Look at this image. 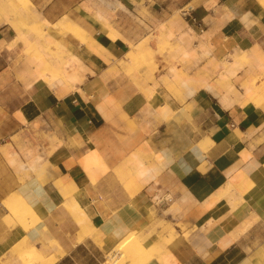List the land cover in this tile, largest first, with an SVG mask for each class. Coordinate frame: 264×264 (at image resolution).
I'll use <instances>...</instances> for the list:
<instances>
[{
    "label": "crops",
    "instance_id": "crops-1",
    "mask_svg": "<svg viewBox=\"0 0 264 264\" xmlns=\"http://www.w3.org/2000/svg\"><path fill=\"white\" fill-rule=\"evenodd\" d=\"M146 2L151 18L141 20L139 6L134 10L137 22L117 24L114 33L74 7L78 17L73 20L99 48L66 34L68 50L87 69L76 90L52 87L43 79L26 87L11 78L7 52L0 51V141L27 134V143L40 147L34 170L19 155L29 177L6 186L2 200L18 191L32 204L42 219L33 232H49L64 251L52 264H67L79 253L89 257L81 264H103L105 250L131 231L149 229L156 219L170 221L173 229L157 227L147 242L170 235L167 248L180 264H264V67H258L261 56L264 65V9L259 0ZM178 8L190 15L181 23L188 47L173 65L188 78L181 98L161 83L156 89L152 82L144 83L153 77L145 64L137 76L118 63L125 61L130 43L153 30L154 22L170 20ZM62 17L46 18L56 23ZM245 52L240 66L247 59L249 65L237 70L238 80H226L231 69L219 80L224 61L233 68L230 56L238 53V63ZM251 85L257 101L243 98ZM94 151L107 166L95 180L84 165ZM135 153L147 156V168H157V174L137 178L134 183L145 185L129 194L117 172L135 166ZM0 157L11 167L1 151ZM227 187L233 190L228 195ZM72 197L96 228L80 243V226L66 206ZM16 235L26 232L21 227L9 232L0 223L1 242ZM34 245L42 252L41 242Z\"/></svg>",
    "mask_w": 264,
    "mask_h": 264
},
{
    "label": "rangeland",
    "instance_id": "rangeland-1",
    "mask_svg": "<svg viewBox=\"0 0 264 264\" xmlns=\"http://www.w3.org/2000/svg\"><path fill=\"white\" fill-rule=\"evenodd\" d=\"M131 1L133 4L127 3L126 0H31L32 4L29 5L30 15H28L29 17H27L18 10L16 0H0V51L7 52V59L9 61V67L7 72L9 73L11 78L14 77L16 80L22 81L23 84L26 87H28L34 81L38 80L35 78L34 69L33 71H31L32 68H30V66L33 64H31L28 67L29 65L28 61L30 60L31 57L45 56L47 59L51 57L53 59L54 58L70 59V54L72 53L69 50H67L68 48L65 43L66 34H59L56 31V29L53 26H51L52 24H54L53 21L50 22L47 18L54 20L63 16V17L76 19L78 17V14L74 11V7H76V11L83 12L84 9V11H86L91 15V18L94 21L99 23L101 26L108 28L111 32H115L114 26L117 24H135L137 22V18L135 17L134 10H136L137 7L139 6L141 7V10L138 16L141 17V20H145L146 17H150V14L147 12V9L145 8V5H147L148 3V2L145 3V1L148 0H138L139 3H137L136 0H131ZM175 1L180 4L183 3V0H175ZM259 2L262 8L264 9V0H259ZM130 5H134L135 7L133 8ZM183 11L180 10L179 8L176 9L173 17L167 22H163L162 24L160 22H154L153 30H149L148 32H145L143 37L139 38L138 41L132 42V43H138L143 40L147 41L148 45L150 46L149 48L150 51L148 55H144L139 60L135 61V57H130L129 55L131 51L129 45V50L125 53V61L120 60L118 62L120 65L126 66L125 69L127 70V73L129 75L137 74V76L140 70L139 69L140 66L142 64H145L148 67L149 71L153 74L152 75L153 77L149 81H147L146 79H142V81L146 84L148 82H152L153 87L155 89L158 88L161 83L170 94H172L177 98L183 97V92L181 91H183V88L187 85V81H188V78L179 76L177 74V71L173 68L177 56L180 53L184 52V50L188 47V44H184L186 43L185 38H183L185 34L183 31H181L182 28L181 23H184L183 18H185V16L183 15ZM99 12H102L104 14L103 18L99 16L98 14ZM5 19L10 20L9 25L6 24L7 22H5ZM44 19H47L51 23V25L47 27L44 24ZM149 22H151V20H149ZM139 23L143 24L146 27V25L142 21L141 22L139 21ZM19 33H22L24 36L28 38L29 40L28 44L24 43L23 40L18 39ZM46 33L52 36V40H55L53 43L49 45L45 44L44 42V35ZM4 38L6 39V41L3 40ZM32 39H34V42ZM35 39H37L40 43L38 41L35 42ZM160 39L162 40V42L158 43L157 41L158 40L160 41ZM62 45H64L65 48L67 49L66 50L63 49L64 47ZM236 55H238V53L230 57L234 59ZM239 58H240L239 62L237 64L232 65L233 68H231V65H229L227 60L224 61L221 71L217 73L219 76V80H221V78L223 77L222 74L227 73V71L230 69L232 70V73L229 76H227L226 80L229 81L230 83L231 80L233 79H235L236 81L238 80L236 75L237 70L243 68V65L244 66L249 65V60L247 59L245 63L242 66H240L241 60L247 58V56L241 54L239 55ZM1 64L2 63L0 60V65ZM68 64H70V62ZM61 66L65 73L71 72L69 66L67 65H61ZM165 70H166V74L162 76ZM31 72H33L32 73L33 75H29L31 74ZM44 81L47 82L46 80ZM57 86L60 87V85ZM76 88L77 86L69 87L67 89L76 90ZM40 127H41L40 123H36L34 125L35 129H39ZM39 136H42V139H44L45 137H48L49 134H40ZM21 139H22L21 135H17L14 136L13 138H10L9 140L5 139L6 141H0V151L4 154L6 160L12 167V168L9 167L7 163L3 161V159L0 157V223L4 222L6 224V227L9 229V232L13 231V233H15L18 230V228H20L21 224L18 223L13 216L8 215V211L5 209L3 205L2 198L7 193L5 187L8 185L15 186L18 183H24L26 179L29 177L28 169L24 170L22 168L23 164L20 161L19 155H21L22 158L26 160V164L31 170H34V168L31 167V165L34 166L35 161L40 159L38 158L39 157L38 151L40 147L39 146L34 147L31 144H28L27 134L24 137L25 140L22 139L23 140L22 141ZM2 144H5V146L1 147ZM15 145H16L15 147L16 150L14 149ZM134 157H135L134 160L135 166L133 168L131 167L126 168V170H123V172H121L124 174L117 172L118 179L121 181L123 187L129 194L135 191L137 189V186L139 185L143 186V184L145 183L142 182L137 185L136 182L134 183V181H132V178L135 180L138 178L135 171L139 167V161H142L144 163L143 166L145 167L146 166L145 161L149 160L147 156L140 157V154H136V153ZM32 161H34V163H32ZM125 173L126 174L129 173V174L125 175ZM155 181L157 182L158 180L156 179ZM129 182L130 184H127ZM132 183H134V185H132ZM11 191L12 189H10L9 192ZM12 193L17 195L21 194L18 191H13ZM19 216L20 218L25 219L26 223L32 224L33 229L38 227L39 224L42 223L41 218H39L34 222V218H35L34 212H31L27 209L22 210L21 208ZM6 221H8L12 225L10 224L8 225ZM165 226L166 227L169 226L170 230L172 231L173 228L172 225L170 224V221L167 222L164 220L156 219L149 229L143 230L141 232L131 231V233H134L132 237L138 239L146 246H149L151 245L147 242L149 234L154 232L155 228L165 227ZM24 232H26V236L19 237L18 235H16L14 238L10 239L9 242L5 241L4 243L2 241L3 242L2 243L1 242L2 239H0V260L7 258L8 260L12 259V261L15 262L16 260L22 258L21 256H24V251L27 250V246L32 244L31 242H29V238H28L29 232L27 230H24ZM160 237L162 239L160 241H163L166 244L165 247L167 248V245L169 241L172 240V237H170L169 235L168 238L165 237L163 238L162 234L160 235ZM34 250L38 251L36 245H34ZM109 250L104 251L103 261H106V254L108 253ZM79 254L80 256L76 260H71L68 258L65 261V263L75 264L74 262H77L81 264L83 261L89 260V257H87L85 253H79Z\"/></svg>",
    "mask_w": 264,
    "mask_h": 264
},
{
    "label": "bare ground",
    "instance_id": "bare-ground-1",
    "mask_svg": "<svg viewBox=\"0 0 264 264\" xmlns=\"http://www.w3.org/2000/svg\"><path fill=\"white\" fill-rule=\"evenodd\" d=\"M16 1H17L18 10L20 12H22L25 16L29 17L28 16V15H30L29 5L32 4L31 0H16ZM98 14L102 18L104 17V14L102 12H99ZM9 21H10L9 19H5V22L9 23ZM44 24L47 27L49 25H51V23L47 19H44ZM51 26H53L59 34H70L75 39H77L81 44H87L88 46H90L94 50L98 51L99 48H95L96 44H95V41L93 40V38L85 31V29L81 25H79L73 19L68 18V17H62L61 19H59L56 23L52 24ZM32 29H34V28H32ZM118 36H120V34ZM18 37H19L18 39L23 40L24 43H26V44L29 43L28 38L26 36H24L22 33H19ZM16 40H15V43H16ZM32 40L34 42V39H32ZM37 41L38 40L35 39V42H37ZM54 41L55 40H52V36L50 34L46 33L44 35L45 44L49 45V44L53 43ZM126 41H128V40L126 39ZM157 42L160 43V42H162V40L160 39V41L158 40ZM11 46H12V44H11ZM62 46L64 47L63 49H65V50L67 49V48H65L64 45H62ZM130 48H131L130 49L131 51H130L129 55H130V57H135V61L139 60L144 55H148L149 51H150L149 50L150 46L148 45V42L145 40L140 41L138 43H130ZM246 54L247 53L245 52L244 55L246 56ZM261 58H262V56L258 59L260 61V64L258 63L259 64L258 67L263 69L264 65L262 63ZM237 61H238V56L236 55L233 59V64L237 63ZM69 62H70V64H68ZM28 63H29L28 67L31 64L34 65V66L31 65L30 68H32L31 71H33V69H34L35 78L46 80L50 86L52 85V87L57 86V85H60L61 87H74V86L76 87L78 84H80L82 82L83 73H84V71L87 70L85 68V66L82 64L83 62H81L79 60V58L77 56H75L74 54H70V59H64V58H61V59L54 58L53 59L52 57L47 59L45 56L44 57L43 56L31 57L30 60L28 61ZM61 65L69 66L71 72L65 73L63 71V68ZM32 73L33 72H31V74H29V75H33ZM33 84H34V82H33ZM39 87H41V86H39ZM251 87H252V85L245 87V94L243 95V98L246 100L257 101V99H256L257 94L255 92H253ZM199 145H201V144L199 143ZM95 151H94V153L87 155V157L85 156L86 158L84 160L85 168L88 172H90V176L92 177L93 180H95L96 177L99 176V175L97 176L98 173L100 174L102 172H105V170L107 168L106 164L103 162V159H101L102 157H100L98 155V152L95 153ZM134 155L131 156V159L133 161L135 160ZM32 163H34V161H32ZM143 165H144V163L142 161H139V167L138 168L136 167L137 169H136L135 173L137 174L139 179L142 177H145L147 175H150L151 173L153 174V177L157 174L156 173L157 168H155V167L154 168H151V167L147 168L146 166L144 167ZM31 167H33V165H31ZM121 172H123V171H121ZM121 174H124V173H121ZM127 174H129V173H127ZM127 174L125 173V175H127ZM132 181H135V179L132 178ZM127 184H130V182ZM133 184L134 183H132V185ZM230 190L233 191L232 189L227 187V191L225 192L226 195H228L227 193H230L229 192ZM223 193H221V194H223ZM237 195L235 196L236 198L238 197ZM230 196H232V195H230ZM230 196H229V198H230ZM233 197H231V198H233ZM235 197H234V199H235ZM217 198H219V197H217ZM226 198L227 197H225V199ZM22 199H23V201H22ZM221 199H222V197H221ZM238 200H240V199H238ZM229 204H230V202H229ZM3 205H4L5 209L8 211V215L13 216L17 220V222L21 224L20 227L22 226L21 227L22 229L27 230L29 232V234H28L29 242H31L33 245L31 244V245L27 246V250L24 251V256H21L22 258L16 260L15 262H13L12 259L11 260H8L7 258L1 259L0 264H52L53 262L56 261L57 258L61 259L62 257H64L65 254H64L63 249L58 245L56 240L51 236V234L49 232H47L45 230H44L43 234H42V231L33 232L34 231L33 225L30 223H26L25 219L20 218V216H19L20 215V209L22 208V210L27 209L31 212H34V217H35L34 222L39 219V216H38L36 210L34 209V207L32 206V204L22 194L17 195V194L11 193V194L7 195L3 199ZM66 206L68 207V209L72 213L74 219L77 221V223L80 226V231L78 232V242L79 243L83 242L87 237H92V234L95 232L96 228H95L94 224L92 223V221L90 220L85 209L83 207H81L77 203V200H75L73 197L70 198L68 201H66ZM234 208H236V207H234ZM224 216H223V218H224ZM221 220H219V221H221ZM250 221H251V218H250ZM209 222H211V221H209ZM6 223L8 225L10 224L8 221H6ZM10 225H12V224H10ZM241 225H242V223H241ZM244 225L248 226L246 224H244ZM246 228H244V229L246 230ZM44 229H46V228H44ZM233 230H236V229H233ZM40 233L42 236H40V238H38V235ZM234 233H235V231H234ZM237 233L241 234L238 231H237ZM133 234L134 233L130 232L125 237H123L112 249H110V251H108V253L106 254V261L103 264H151L153 260H157V262L159 264H180L178 262L177 258L175 257V255L173 253H171L169 250H167V248L165 247L166 244L164 242H162V241L158 242L157 241V243H153L149 246H146L144 243H142L138 239L133 238L132 237ZM229 236H231V234ZM236 237H237V235H236ZM233 239H234V236H233ZM36 241L41 242L42 252H38V251L34 250V244ZM44 257H46V258H44ZM260 258H261V256H260ZM256 263H258V262H256Z\"/></svg>",
    "mask_w": 264,
    "mask_h": 264
},
{
    "label": "built area",
    "instance_id": "built-area-1",
    "mask_svg": "<svg viewBox=\"0 0 264 264\" xmlns=\"http://www.w3.org/2000/svg\"><path fill=\"white\" fill-rule=\"evenodd\" d=\"M183 15H184L185 17H189V16H190V15L188 14L187 11H183Z\"/></svg>",
    "mask_w": 264,
    "mask_h": 264
}]
</instances>
